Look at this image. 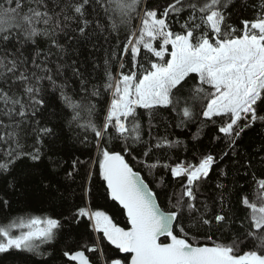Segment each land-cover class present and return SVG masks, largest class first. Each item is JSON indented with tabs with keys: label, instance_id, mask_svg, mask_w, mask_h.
Masks as SVG:
<instances>
[{
	"label": "snow or ice",
	"instance_id": "snow-or-ice-1",
	"mask_svg": "<svg viewBox=\"0 0 264 264\" xmlns=\"http://www.w3.org/2000/svg\"><path fill=\"white\" fill-rule=\"evenodd\" d=\"M45 159L75 199L41 178L0 264H264V0H0V178Z\"/></svg>",
	"mask_w": 264,
	"mask_h": 264
},
{
	"label": "trees",
	"instance_id": "trees-1",
	"mask_svg": "<svg viewBox=\"0 0 264 264\" xmlns=\"http://www.w3.org/2000/svg\"><path fill=\"white\" fill-rule=\"evenodd\" d=\"M88 49H82V55H87ZM159 120L160 118L157 117ZM160 131H163V127H161ZM170 131H172L170 129ZM177 134H179V130H175ZM70 134L65 132L62 134V138L60 140L59 148L57 153L53 155V159H59L63 157L67 159L69 155L75 151V149L71 146V140L69 138ZM180 138H184L180 136ZM253 137L249 138L248 142H251ZM204 143H207V138H205ZM80 154V153H77ZM177 156L183 158L185 155L191 156V153H183L177 152ZM82 159H85L86 156H81ZM130 159V158H129ZM134 165L135 170L141 171V174L145 177L146 181L150 184V186L157 191L160 192V189L157 188L156 183L153 182V176L150 175L147 169L142 168L140 165L136 164L135 161H131ZM67 167V165H65ZM163 170H158V172H162ZM18 183L15 190L9 189L7 187V180L10 179L8 177L0 178V197H5L10 200L11 207L10 209L5 210L4 212H0V221L4 219L5 215L10 216H17V215H26V214H33V215H44V214H51L53 211H58V208H54L53 206L49 205L46 201V197H40L38 195V191L40 188V180L41 178L45 179H52L57 187H59L60 191L65 193L66 195L71 196L72 199H75L72 196V190L76 188V185L68 182L65 183L62 174L57 176L54 172L53 168L48 163L47 159H45L44 164L41 166V173L38 175H27L24 176L20 171L16 173ZM166 179H170V177L166 176ZM53 195H56L53 192ZM97 204L103 205L102 200L95 201ZM110 214H112L115 218V221L120 224L121 226H125V218L123 215L120 214L116 208L108 207ZM2 260V258H0ZM3 264H20L19 260L13 261V259L3 260Z\"/></svg>",
	"mask_w": 264,
	"mask_h": 264
}]
</instances>
